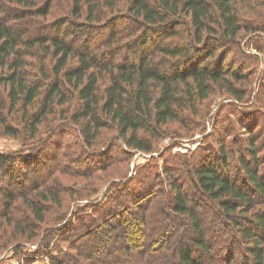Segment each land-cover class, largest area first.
I'll return each mask as SVG.
<instances>
[{
    "label": "trees",
    "instance_id": "16d2710c",
    "mask_svg": "<svg viewBox=\"0 0 264 264\" xmlns=\"http://www.w3.org/2000/svg\"><path fill=\"white\" fill-rule=\"evenodd\" d=\"M250 2L126 0L124 15L114 18L112 14L120 9L119 0H0V130L20 138L21 130L13 128L8 118L22 113V136L33 141L49 116H57L58 109L75 100L79 107L70 118L79 126L84 143L93 146L98 131L108 128L116 130L130 151L154 153L155 141L161 138L163 128L186 111L195 114L216 89L243 100L234 85L239 80L236 71L224 67L223 55L216 58L218 49L229 48L245 28L260 31L261 27L253 24L242 27L241 9L243 6L247 10ZM59 8L64 13L61 18L56 16ZM109 18L116 25L102 48L111 49L114 55L119 50H113V45L121 43L120 47L133 56L124 65L102 62L83 40L97 33V28ZM124 20L130 23L129 27L124 26ZM30 21L38 24L35 29L26 26ZM119 25L124 27L118 28ZM37 67L39 71L35 70ZM102 83H107L103 96ZM248 142V151L255 159L253 135ZM36 143L39 140L33 147ZM218 149L205 151L194 162L189 157L185 163L192 168V183L198 194L215 203L226 217L220 221L228 223L236 237L248 245L241 242L219 250L227 253L226 261L219 258V251L208 241L207 226L189 208L182 186L169 183L172 192L164 189L167 184L156 190L147 185L145 177L137 179L132 188L110 189L106 197L113 201L98 208L100 221L95 212L78 217L75 234L64 238L67 249L50 254L49 264H111L107 256L97 254L101 249L110 250L108 243L115 248L112 256L120 264H229L234 261V248L238 246L244 252L242 264H264V206L260 207L253 198L257 195L264 200V183L250 163L242 160L252 186L245 190L246 181L241 186L217 167L227 163L224 140H219ZM123 155L126 160L134 152L123 151ZM16 163L31 168L27 158L0 153V180L9 179L6 190L0 181V204L4 214L11 210L24 214L16 220L7 219L6 225L12 226L15 240L30 242L37 237L32 233L41 231L47 222L49 210L61 207L64 191L36 183L30 197L29 189L16 193L13 183L20 184L23 173V168L16 171ZM172 173L171 167H164L167 179ZM154 206L163 218L178 221L180 228L164 229L162 237H151V243L142 251L132 243L125 245L134 231L123 230L131 224L130 217L140 216L145 221ZM171 213L180 218H173ZM240 214L248 216L243 224L236 218ZM189 224L196 235L190 240L186 230ZM119 228L121 231L116 232ZM216 230L222 231L218 227ZM50 232L49 228L43 231L40 239L47 248L53 239ZM120 241L123 248L117 243ZM117 254L124 255V260H118Z\"/></svg>",
    "mask_w": 264,
    "mask_h": 264
},
{
    "label": "rangeland",
    "instance_id": "374dc122",
    "mask_svg": "<svg viewBox=\"0 0 264 264\" xmlns=\"http://www.w3.org/2000/svg\"><path fill=\"white\" fill-rule=\"evenodd\" d=\"M250 4L247 10L242 6V27L245 28V25L253 24L256 28L261 27L260 31H247L245 28L239 33L235 42L229 45V48L218 49L216 58L224 57V67L229 71L232 67V71H236L239 80L234 81V85L243 94V100L239 101L226 91L216 89L207 100L197 107L195 114L186 111L179 116L177 121L170 122L163 128L161 138L155 141L154 153L130 151L118 138L115 129L106 128L98 131L99 135L96 140H93V146L84 143V139L79 134V126L75 125L73 119L70 118L71 112L77 111L79 107L75 100L61 107L62 110L58 109L57 116H49L44 125L38 128L39 133L33 141L22 136V132L25 131L24 125L21 123V120L24 119L22 113H14L8 118L13 128L21 130V137L14 138L0 130V153L14 157L20 155V157L27 158L31 164L29 169L16 163V171L23 168V173L20 184L13 183L15 192L20 193L29 189L30 197L34 184L39 183L40 186H56L64 193L61 194L63 202L61 207H56V209L52 207L49 210L47 222L42 225L41 231L32 233L37 237L30 242L19 238L15 240L11 231L12 226L6 225L7 219L16 220L22 218L24 214H14L12 210L8 215L4 214L3 204H0V264H49L50 254L55 255L58 250L67 249L68 245L64 238L75 234L78 217L95 212V217L100 221L102 214L100 215L101 211L98 208L113 201L106 197L110 193V189L132 188L137 183V179L145 177L147 185L155 187L156 190L163 189L164 184L165 186L167 184L168 188L164 187V189L172 192L169 183L182 186V192L188 201L189 208L206 224L207 239L215 245L216 252L224 249L225 246L241 244L243 238L236 237L235 230L228 223L220 221L225 216L219 212L215 203L198 194L192 183V168L187 167L185 162L189 157L193 162L198 158L201 159L200 157L207 150L218 151L219 140H224L227 163L226 165L219 163L217 167H220L224 174L237 181L241 186L246 181L243 187L249 191L252 186L249 184L246 168L242 162L245 160L250 163L249 166L252 169L256 170L260 180L264 183V0H251ZM119 7L120 9L112 14L114 18L124 15L126 0H119ZM56 16L63 17V10L57 9ZM112 21V18L106 19L102 22L101 27L97 28L99 30L97 33L85 36L83 40L93 48V53H96L102 62L115 61L116 64L124 65L127 60L131 61L133 56L127 49L120 47L121 43L113 45V50H119L114 55H112L111 49L102 48L104 39L111 34L116 25ZM37 25L30 21L26 26L28 29H35ZM125 25L129 27L130 23L125 21ZM124 26L119 25L118 28ZM100 30H102L101 33ZM101 40L102 42H100ZM149 51L152 52V46ZM35 70L39 71L38 67ZM106 84L102 83V96ZM61 111L65 112V115H60ZM189 131L192 132L187 133ZM251 135L254 136L257 149L255 159H252L248 151V141ZM37 140L39 143L33 147V143ZM198 140L201 142L200 149L190 150L187 157L179 155L180 153L176 149L182 143H192ZM123 151L134 152V155L123 160ZM166 166L173 170L171 179H167L164 174ZM122 174L123 177H120ZM0 181L4 185L3 190H6L9 179L4 178ZM42 188L45 187H40V189ZM255 196L253 198H256L257 204L260 207L264 206V200ZM122 201L125 200L122 199ZM259 206H257L258 209ZM150 212L152 215H149L145 221H141L140 216L130 217L131 224L125 225L123 230L134 231L130 233L131 239L124 242L125 245L132 243L135 248L142 251L151 243V237L160 239L164 229L180 228L178 221H169L163 218L155 206L151 208ZM171 215L174 216L172 213ZM58 216L64 220L57 219ZM245 216L240 214L236 218L243 224L246 221ZM175 217L180 218L178 216L173 218ZM47 227L53 236L49 248L44 247V241L40 243L43 231L48 229ZM217 227L222 231H217ZM186 230L188 240L195 238L196 235L191 224ZM120 231L119 228L116 232ZM122 240L124 241V239ZM121 241L117 243L123 248L124 245ZM108 245L110 250H99L98 257L107 256L112 262H110L111 264H120L116 263L112 256L115 253V248H112L110 243ZM243 245L248 246L247 243H243ZM80 247L87 248L83 244H80ZM236 249L234 248L236 252L234 261L229 264H242L243 249L240 246ZM198 252L203 254L201 250ZM218 254L219 258L226 261L227 253L225 251H219ZM117 255L119 256L118 260H124V255ZM131 261L136 262L134 259Z\"/></svg>",
    "mask_w": 264,
    "mask_h": 264
},
{
    "label": "built area",
    "instance_id": "2783aa9c",
    "mask_svg": "<svg viewBox=\"0 0 264 264\" xmlns=\"http://www.w3.org/2000/svg\"><path fill=\"white\" fill-rule=\"evenodd\" d=\"M197 139V138H196ZM195 139V140H196ZM194 140V141H195ZM201 145V142L198 140L196 142H185L182 143L176 150L180 153V154H188L190 152V150L195 151L197 150ZM148 157V156H147Z\"/></svg>",
    "mask_w": 264,
    "mask_h": 264
}]
</instances>
